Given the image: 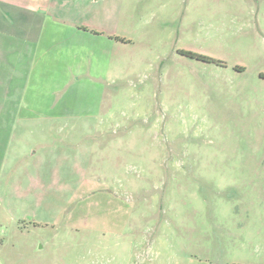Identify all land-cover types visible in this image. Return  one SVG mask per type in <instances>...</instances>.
<instances>
[{"label": "rangeland", "instance_id": "374dc122", "mask_svg": "<svg viewBox=\"0 0 264 264\" xmlns=\"http://www.w3.org/2000/svg\"><path fill=\"white\" fill-rule=\"evenodd\" d=\"M53 1L0 4V264H264V0Z\"/></svg>", "mask_w": 264, "mask_h": 264}, {"label": "crops", "instance_id": "0c3cea01", "mask_svg": "<svg viewBox=\"0 0 264 264\" xmlns=\"http://www.w3.org/2000/svg\"><path fill=\"white\" fill-rule=\"evenodd\" d=\"M29 1V0H27ZM26 0H0V4L4 5H8V6H18L20 8H22V10L24 11H28V12H32V13H37V12H40V10H45V9H53L52 12H54V10H56L57 8L54 9V1L53 0H33L32 1V6L28 7V6H25ZM30 2V1H29ZM34 3V5H33ZM38 5V6H37ZM1 12V10H0ZM65 10H64V14H65ZM51 15H54L53 13ZM49 18H46L48 19L49 21H46L43 20V23L42 22H37L36 21V17H34L33 19L29 18L28 19V22L25 20L24 22H19L18 25H17V28H22V29H28V30H39V29H47V28H60V26H67L68 28H72L73 25L71 22H68V17L67 19L65 18H61L60 23L59 22H55V21H51L50 18L54 19L55 17L51 16ZM25 17V15L22 16V18ZM56 19V18H55ZM62 22V23H61ZM71 23V24H70ZM4 22L3 21H0V34L2 35V30L3 28H5V26L3 25ZM80 29H86V27H82V28H79ZM81 31V30H80ZM87 31V29H86ZM6 36V35H5ZM2 37V36H1Z\"/></svg>", "mask_w": 264, "mask_h": 264}, {"label": "trees", "instance_id": "16d2710c", "mask_svg": "<svg viewBox=\"0 0 264 264\" xmlns=\"http://www.w3.org/2000/svg\"><path fill=\"white\" fill-rule=\"evenodd\" d=\"M184 55L188 58L198 60V61H202L205 63L220 64V62L218 60L211 58V57H208L206 55L196 54V53H192V52H185Z\"/></svg>", "mask_w": 264, "mask_h": 264}]
</instances>
